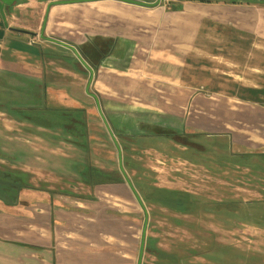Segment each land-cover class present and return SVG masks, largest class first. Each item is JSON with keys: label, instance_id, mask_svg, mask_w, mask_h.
<instances>
[{"label": "crops", "instance_id": "obj_1", "mask_svg": "<svg viewBox=\"0 0 264 264\" xmlns=\"http://www.w3.org/2000/svg\"><path fill=\"white\" fill-rule=\"evenodd\" d=\"M8 11L6 19L14 20L10 27L32 34L7 28L13 33L8 36L0 31V116L10 114V109L21 126L31 128L25 140L37 155L33 175L16 169L27 187L15 202L0 201V264H137L139 245L131 246L133 250L125 255L122 245L111 243L101 228L73 225L66 231H76V240L72 235L68 244L57 240L58 229L67 227L61 223V213L75 218L86 214L67 213L64 203L76 204V198L65 195L67 201H60L52 189H70L79 181L92 187L88 169L100 174L110 170L92 166L90 158L98 150L88 147L92 125L107 140L105 162L113 160L116 152L109 135L117 140L118 133L140 134L142 124L226 137L246 154L264 151V106L206 92L203 83H190L188 78V61L196 54L198 35L207 23L264 39V3L175 0L146 7L95 0L54 4L39 15L20 1ZM39 17L41 23L45 19V35L90 50L84 58L93 70L88 89L97 101L86 93L89 71L72 51L38 36L41 25L35 29L32 18ZM26 35L32 39H23ZM51 109L58 115H51ZM80 109L85 128L78 132L75 122ZM61 111L66 113L60 115ZM89 140L101 141L94 136ZM171 261L162 257L150 263Z\"/></svg>", "mask_w": 264, "mask_h": 264}, {"label": "rangeland", "instance_id": "obj_2", "mask_svg": "<svg viewBox=\"0 0 264 264\" xmlns=\"http://www.w3.org/2000/svg\"><path fill=\"white\" fill-rule=\"evenodd\" d=\"M54 1L58 0H22V3L41 15L43 9L46 12L53 6L48 7V3ZM174 1L160 0L165 4ZM32 19L34 28L40 27L41 17ZM2 22L0 16V31L12 36ZM6 22L12 26L14 20L9 18ZM22 37L32 39L30 35ZM196 50L188 61L190 83L199 80L206 92L264 106L263 38L207 23L198 35ZM8 112L10 114L0 116V147H4L0 149V170L8 169L17 174L16 169L23 168L32 174L36 169L37 152L31 145L27 146L25 140L31 128L21 126L18 118L13 117L14 113L10 109ZM91 128L87 132L88 147L98 149L99 153L94 151L95 156L90 158L92 166L110 170L93 173V180L97 179L94 187L75 181L77 185L70 189H52L54 195L60 196V201L65 195L76 198L69 199L76 204L64 203L65 211L86 214L75 218L61 213V223H66L67 227L58 229L60 245L70 243L69 235L75 237L76 231L71 233L67 229L83 225L105 230L109 241H118L124 254L129 255L128 251L133 250L131 246L140 245L146 212L141 259H145V264L162 257L171 259V264H264V151L256 149V153L246 154L241 148L230 145L226 137L184 136L174 129L173 134L160 126L142 124L140 134L135 132L137 136L122 135L116 140L123 145L120 146L122 168L141 206L122 177L116 147L113 160L105 162L107 140L101 131ZM107 132L109 135L110 131ZM159 134L164 136H155ZM91 136L100 137L101 141H90ZM109 137L114 147L115 140ZM61 141L69 147L66 141ZM2 150L12 154L4 155ZM171 190L180 191L186 197L185 204L171 201L168 194ZM105 212L108 214H103ZM136 255L137 251L134 260Z\"/></svg>", "mask_w": 264, "mask_h": 264}, {"label": "water", "instance_id": "obj_3", "mask_svg": "<svg viewBox=\"0 0 264 264\" xmlns=\"http://www.w3.org/2000/svg\"><path fill=\"white\" fill-rule=\"evenodd\" d=\"M22 0H0V16L2 18L3 24L5 27H7L8 29L14 30L16 32H21V33H25V34H32V32L27 31V30H23V29H18V28H13L7 25L6 22V18H5V11L7 9H9V7L13 6L14 4H16L17 2H20ZM82 1H95V0H58V1H54V2H50L48 3V7L50 5H54V4H66V3H76V2H82ZM118 1H122V2H126V3H131V4H136V5H140V6H146V7H152V6H156L160 3V0H154L152 2H147V1H143V0H118ZM237 1H246V2H260V3H264V0H237ZM44 23H45V19H43L42 24H41V28L40 31L38 33V36L44 40L62 45L63 47L69 49L70 51H72V53L74 54V56L78 59V61L89 71V79H88V83L86 85L85 91L86 93L93 97L95 101H97L96 96L91 93L88 89L89 87V83L93 77V70L92 67L89 65V63H87V61H85L84 59V52L82 51L83 46H74L66 41H63L61 39L52 37V36H47L44 35ZM34 34V33H33ZM91 64H94L91 62ZM101 114V113H100ZM112 135V133H111ZM113 136V135H112ZM115 140V139H114ZM115 145H116V149H117V154H118V162H119V166H120V171L127 183V185L129 186V188L131 189V191L134 193V196L136 198V200L138 201V203L142 206V202L140 200V198L138 197V194L136 193V191L134 190L132 184L130 183V181L128 180V178L125 176L124 174V170L122 168V163H121V157H120V153H121V149L117 143V141H114ZM147 215L145 212V217H144V222H143V226H142V234H141V240H140V245H139V252H138V261L137 264H141V259H142V253H143V248H144V238H145V231H146V224H147Z\"/></svg>", "mask_w": 264, "mask_h": 264}, {"label": "trees", "instance_id": "obj_4", "mask_svg": "<svg viewBox=\"0 0 264 264\" xmlns=\"http://www.w3.org/2000/svg\"><path fill=\"white\" fill-rule=\"evenodd\" d=\"M202 1H206V0H202ZM231 1L237 2V0H231ZM82 49H83L82 51L85 54V56H84V58H85V57H87V53H88V52H86L87 47H83ZM87 51H90V50H87ZM49 112H50L51 115L53 114V115L57 116L58 114L56 112H59V111L58 110L56 111V109H54V110L51 109V110H49ZM64 113H66V112L65 111H61L60 115L64 114ZM83 113H84V111L82 109L77 110V120L75 122V127L78 129L77 130L78 132L81 131V130H79V128H82V127L85 128L84 120H82L81 117H80L81 114H83ZM73 126H74V124H73ZM83 131H84V129H83ZM168 131L169 132H173L172 130H169V129H168ZM174 132H173V134H174ZM182 135H184V134H182ZM186 135H188V134H185L184 136H186ZM159 136H163V135L159 134ZM118 137H122V135L121 136L117 135V138ZM129 137H132V136L130 135ZM83 140H84V143H86V139H83ZM120 146H123V145H120ZM93 173H97V172L95 170L88 169V171L86 172V175L88 177L89 182L92 185H95L97 179H96V181L93 180V177L95 175ZM107 183H108V181H107ZM26 187H27V185L24 183V181H22L21 175L19 173L16 174V173H13V172H10V171H2V170H0V201L3 202L4 204L8 205V204H11L12 202L14 203L16 198H17V196L19 195V192L22 189L26 188ZM161 200L162 199H159L158 201H161ZM161 203L165 204L166 202H165V200H162ZM146 248H147V246H146ZM151 250H153V249H151Z\"/></svg>", "mask_w": 264, "mask_h": 264}, {"label": "flooded vegetation", "instance_id": "obj_5", "mask_svg": "<svg viewBox=\"0 0 264 264\" xmlns=\"http://www.w3.org/2000/svg\"><path fill=\"white\" fill-rule=\"evenodd\" d=\"M181 134H184L185 135V133H181ZM194 134H196V133H189L188 135H194ZM117 135H126V134H121V133H118ZM134 135V134H133ZM136 135V134H135ZM196 135H200V134H196ZM137 136V135H136ZM164 136V135H163ZM123 177V176H122ZM133 193V192H132ZM163 193H167V192H163ZM168 194H170V200L171 201H173V202H175L176 204H178V205H183V204H185L184 202H185V200H186V197H184L183 195H182V193H180V191H178V190H171ZM133 196H134V193H133ZM135 197V196H134ZM136 199V198H135ZM187 200H189L188 198H187ZM183 208V207H182ZM182 213H185V212H182Z\"/></svg>", "mask_w": 264, "mask_h": 264}]
</instances>
